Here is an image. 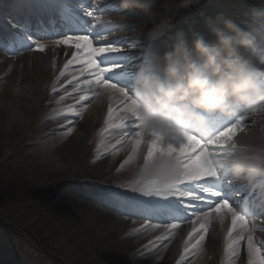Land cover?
<instances>
[{
	"label": "rangeland",
	"instance_id": "rangeland-1",
	"mask_svg": "<svg viewBox=\"0 0 264 264\" xmlns=\"http://www.w3.org/2000/svg\"><path fill=\"white\" fill-rule=\"evenodd\" d=\"M214 1L199 0L198 4L185 7V0H159V8L144 13L137 9L122 10L117 0H97L119 10L114 17H127L125 21L119 19L123 25L118 32L106 33L104 38L114 34L120 41L136 38L138 46L144 45L149 24L156 20L169 28L159 43L167 49L166 53L177 43L181 26L189 31L185 34V44L192 50L200 27L213 20L210 14ZM10 2L0 4V12L6 6L11 10L14 1ZM233 11L238 15L245 8L236 4ZM9 21L8 15H0V22ZM7 58L0 43V264H193L196 257L203 261L196 248L190 249L191 255L187 252L186 256L188 235L172 238L167 251H162L166 230L173 228L148 229L145 222H141V227L134 221L115 218L114 213L91 202L93 198L101 200L100 191L129 188L133 183L134 159L125 164L123 159L115 157L114 151L123 145L108 148L107 133L94 143L93 132L100 130L101 122L86 127L81 117L70 111V102L59 104L66 107V112L57 104H45L38 111L33 110V96L26 86L33 82V71L45 74L47 66L38 62L28 68L22 63L19 68H6L3 64ZM132 65L133 61L129 66ZM15 69L18 76L12 73ZM27 71L31 72L27 74ZM17 102L27 106V111ZM77 133L81 136L74 139ZM141 150L146 151L145 144L138 152ZM81 162H84L82 167ZM87 193L91 200L82 197ZM256 220L248 221L250 231ZM187 224L190 223L184 225ZM212 230L218 232L220 228L212 226ZM224 237L222 234V242ZM244 254L232 259L227 256L222 261L214 260L212 255L207 264H238V258L242 264H249L248 254Z\"/></svg>",
	"mask_w": 264,
	"mask_h": 264
},
{
	"label": "clouds",
	"instance_id": "clouds-1",
	"mask_svg": "<svg viewBox=\"0 0 264 264\" xmlns=\"http://www.w3.org/2000/svg\"><path fill=\"white\" fill-rule=\"evenodd\" d=\"M117 2L122 10L147 13L159 0ZM256 2L264 5V0ZM198 3L185 0V7ZM118 19L127 17L119 15ZM251 20L248 31L224 20L223 30L212 28L215 44L196 37L191 51L178 40L164 56L162 76L144 67L135 73L130 90L121 88L135 104L145 141L158 138L169 144L186 134L206 140L219 120L241 115L251 119L253 126L260 122L254 140L230 139L221 151L210 155L209 167L233 182L264 187V11L253 10ZM146 151L138 152L133 161L132 181L166 193L179 182V164L166 154L145 159Z\"/></svg>",
	"mask_w": 264,
	"mask_h": 264
},
{
	"label": "bare ground",
	"instance_id": "bare-ground-1",
	"mask_svg": "<svg viewBox=\"0 0 264 264\" xmlns=\"http://www.w3.org/2000/svg\"><path fill=\"white\" fill-rule=\"evenodd\" d=\"M4 1L6 0H0V4H3ZM11 1H14L13 9L11 11L4 10L6 9L5 7L2 9V12H0L1 16L8 14V16L12 18V21L0 23V38L2 39L0 42L6 43L7 48L13 49V51L16 52V55L14 57L15 61H12L11 57L7 58L8 61L3 64V67L9 68V66H12L13 69L16 67L19 68L20 64L22 63L24 68H28V65H36L38 62L44 63L47 66L45 69H48L45 71L46 73L40 74L33 71L31 74V79L33 82L29 87L26 86V88H28L27 91L33 96V110L38 111L41 106L45 104L59 105L65 101L70 102L71 108L76 109L79 112V115H74L81 117L82 122L86 127L92 126V124H95L96 121L101 122L102 126L100 130L93 132L94 143L98 142L102 136L106 134L102 133V130L105 127L104 120L107 117L108 104L113 103V101L110 100L107 94L103 91H101L99 95L90 96L88 100L79 101L80 93L78 90L74 91L73 89L77 79L81 81L83 80V77H79L77 75V70L82 65L79 63H71L69 64L68 68L64 67L65 64H68L69 61H72V54L78 52L79 49L74 47L71 42L68 44H57V40L64 39L65 35L70 32L86 30L88 33H90V38L95 37L93 46L113 45L121 49V51L108 57L106 62L113 65H119V67H117L114 72L108 74V77L110 79L116 78L117 83L122 86H126L128 81L132 79L131 75H135L137 71L144 67H151L157 74L161 76L163 75V69L165 67L164 56L167 52V49L163 44L159 43L162 34L166 33L169 28L158 24L156 20L151 21L149 24V34L147 35L148 39L145 42L146 44L138 46V39L136 38H133L131 41H120V38L114 36V34L104 38L105 33H109L111 31L118 32L122 28L121 26L123 25V22L119 21L118 18L113 16L114 13H119V10L101 5L99 2H97V0ZM213 4L214 7L211 12L212 14H210V18L213 20L200 27V34L203 35L207 41H210L211 44L216 43V37L212 32V28L216 27L223 30L224 20H229L241 30L246 31L247 27H240V24L238 25L235 21L237 18L233 8H235L236 4L245 5L252 11L256 9L259 11L264 10V5L257 3L256 0H215ZM160 6L161 5L158 3L156 7L159 8ZM89 10L93 11L94 17L99 19V23H97L95 18H89L85 15V13ZM105 12L109 13V16H104V14H106ZM44 24H49V27L45 28L46 31H44L43 35L34 37L28 34L32 29H37V31L39 29L43 30ZM93 24H96V27L93 28ZM178 29L181 31L177 34L178 40L182 39L185 42V34H188L189 31L182 26ZM42 32L43 31H40L39 33ZM108 39H110V41ZM36 44L43 45V51H37L35 48ZM32 47L33 49L29 53L26 52L27 54L23 55L25 50L31 49ZM261 47L264 48V45H261ZM130 49H132V51ZM131 61H133L132 67L129 66ZM16 70L17 69L13 70L12 72L15 75H17L15 73ZM119 71H127L133 74H126L125 76H122L123 73H119L120 75H115ZM29 72L31 71H27V74ZM61 72H63L64 75H61ZM9 81L14 82V80L11 78ZM130 89L131 85H128L126 90ZM17 104L23 109L24 112L27 111V106H22V104L19 102H17ZM59 106L62 111L66 112L65 106ZM67 114H70V112ZM260 126V122L253 126L251 119H248L245 122L244 130L238 134V137H244L245 140L248 141L254 140L258 134ZM92 128H94V126ZM110 131L116 133V130ZM127 131L132 132L133 128L129 126ZM245 133H247V136H245ZM80 136L81 133H77L74 139ZM116 138H118V133H116ZM105 140L111 144H115V139L111 136L105 137ZM178 143L179 142H173V145L178 147ZM59 148L61 150V147ZM130 149V145H123L121 148L114 151V156L123 159L125 162L128 160L129 155L131 154ZM61 162H64V160ZM84 162L80 163L81 167L84 166ZM220 177L222 180L223 176ZM224 180L226 184L229 182L231 183L232 188L229 190V198L233 201V204L236 205V209H238L240 207L239 205H241L244 201H247L248 204L252 205V207L255 203H258L257 208L261 207L260 204H262L264 200V187L248 183H236L230 178H224ZM219 184L221 185V181ZM216 185H218V182ZM103 192H105V190L100 191V193ZM87 194L82 197L89 199V193ZM129 195H132V193L129 192ZM106 201H103L102 198L98 201H95L94 198L91 200L94 205L103 207L107 211L111 210L112 212L113 209H117L118 211H121L123 215H127L130 218L136 217L138 215H135L134 212L129 211L127 208L124 209L125 207L123 208L121 205L115 204L114 201L108 200V203ZM261 211H264V208ZM115 215L116 214H113V217L123 221H129L122 219V215H118V217ZM139 216V222L134 221V224H141V219L149 220L155 218H145L144 216ZM212 216L213 219H211L206 225L207 232L204 233L205 239L201 241L196 247V249L200 251V257L203 259V261H199V259L196 257L193 264H207L212 255L214 260H221L228 256L226 255L224 248L226 245L227 230L231 225V223L228 222L231 221V217L225 216L223 223H221L219 219L215 218V213H213ZM211 221L212 223L210 224ZM211 225L220 228V230L218 232L213 231ZM257 226H264V221L258 220L256 223L251 224L256 240L264 242V231H261L259 228H257ZM141 227H143V224H141ZM150 227L156 228L159 226L147 224V228L149 229ZM192 227L193 223H190L183 225L182 227L177 226L176 229L166 230L167 240L162 251H167L169 244L168 241H170L172 238H177L180 235H187L188 232L192 230ZM160 229H168V227L160 226ZM222 234L225 236L224 242H222ZM244 252L248 254L246 239L241 241L237 257L239 254L241 256L246 255ZM188 253L191 255L190 251H188ZM188 253L186 256H188ZM228 258L232 259L230 256ZM236 261L238 264H242V260H240V258H238Z\"/></svg>",
	"mask_w": 264,
	"mask_h": 264
},
{
	"label": "snow or ice",
	"instance_id": "snow-or-ice-1",
	"mask_svg": "<svg viewBox=\"0 0 264 264\" xmlns=\"http://www.w3.org/2000/svg\"><path fill=\"white\" fill-rule=\"evenodd\" d=\"M85 15L95 18L91 10ZM95 19L99 23V19ZM92 27H96V24H93ZM94 39L95 37L90 38V33L86 30H80L66 34L64 39L57 40L56 43L68 44L71 42L74 47L79 49L78 52L72 54V61L64 65L65 68H68L71 63L82 65L77 70V75L83 77V80L77 79L73 89L79 91V101L88 100L90 96L99 95L101 91L113 101L108 106L102 133L113 137L115 144L106 140L107 147L111 149L115 148L117 144L130 145L131 154L124 162L127 164L135 159L140 146L145 144L147 146L145 159L157 154H166L174 158L180 167L179 182L166 193L161 194L159 189L150 184L136 185L132 183L124 191H106L100 193V197L117 202L129 211L145 218L156 217L184 221L192 220V217H195V220H192V230L188 232L190 239L185 241V253L190 249H195L205 239L206 225L213 219V213L221 223L225 216H230L231 227L227 230L224 248L226 255L237 256L241 241L246 239L249 264H264V253L254 243L253 235L249 230L246 213H250L249 209H252L250 204H245L244 211H237L233 201L229 198L231 183L226 184L224 178L221 180L215 170L209 167L210 155L218 153L230 139L237 137L244 130L245 122L249 118L241 115L233 120H219L211 138L205 140L186 134L183 139L178 141V147L173 143L162 144L158 138L145 141L144 134L140 131L137 123L135 104L127 92L108 77V74L114 72L119 65L107 63V58L121 49L113 45L93 46ZM35 48L37 51H43V45L36 44ZM61 75L64 73L61 72ZM70 111L79 115L76 109H70ZM129 126L133 128L132 132L127 131ZM110 130H116L118 138H116V133ZM217 180H221L220 188L215 186ZM129 192L132 195H129ZM193 202H200L202 206L198 207ZM197 224H199V228L196 227ZM170 227L175 229L177 224L171 223Z\"/></svg>",
	"mask_w": 264,
	"mask_h": 264
}]
</instances>
